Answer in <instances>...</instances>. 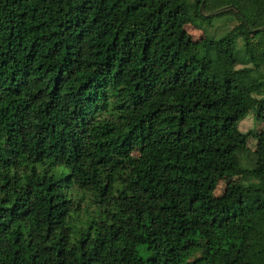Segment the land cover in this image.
Wrapping results in <instances>:
<instances>
[{"label":"trees","instance_id":"obj_1","mask_svg":"<svg viewBox=\"0 0 264 264\" xmlns=\"http://www.w3.org/2000/svg\"><path fill=\"white\" fill-rule=\"evenodd\" d=\"M250 35L264 0H0V264H264Z\"/></svg>","mask_w":264,"mask_h":264},{"label":"rangeland","instance_id":"obj_2","mask_svg":"<svg viewBox=\"0 0 264 264\" xmlns=\"http://www.w3.org/2000/svg\"><path fill=\"white\" fill-rule=\"evenodd\" d=\"M227 25L228 24H226V22L224 21V18H217L212 22V25L208 26L206 29L211 35L218 37L230 28ZM185 29L190 34V36L192 37L194 41H197L201 37L204 36L203 30L197 29L193 27L192 25H186ZM248 46L252 50H259L264 47V44L262 42V39L259 36L250 35ZM259 91L263 92L264 88H261ZM234 95L235 96L233 97L232 101H233V104L237 107H243L253 102L251 96H249L246 93L238 95V93L236 92L234 93ZM255 116H256L255 111L252 110L245 116V118H243L239 122V129L242 132L251 131L246 141V147L251 152L256 150L257 148V135L256 134L259 132V130L262 127V123L259 120H257ZM242 164H244L245 166L248 165L247 158L243 157ZM238 179H239L238 176L226 177L224 179H220L214 190V194L215 195L222 194L228 182L233 181V180H238ZM89 209H91V207H89Z\"/></svg>","mask_w":264,"mask_h":264}]
</instances>
